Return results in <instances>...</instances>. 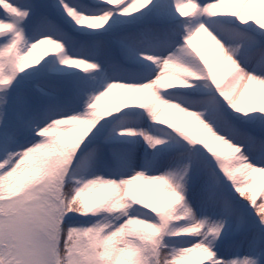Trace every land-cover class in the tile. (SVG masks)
Returning <instances> with one entry per match:
<instances>
[{
    "label": "snow or ice",
    "instance_id": "1",
    "mask_svg": "<svg viewBox=\"0 0 264 264\" xmlns=\"http://www.w3.org/2000/svg\"><path fill=\"white\" fill-rule=\"evenodd\" d=\"M0 264H264V0H0Z\"/></svg>",
    "mask_w": 264,
    "mask_h": 264
}]
</instances>
